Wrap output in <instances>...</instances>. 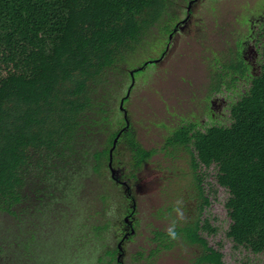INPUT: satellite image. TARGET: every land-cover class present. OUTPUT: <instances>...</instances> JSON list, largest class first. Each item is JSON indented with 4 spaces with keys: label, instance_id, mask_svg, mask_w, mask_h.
Masks as SVG:
<instances>
[{
    "label": "trees",
    "instance_id": "1",
    "mask_svg": "<svg viewBox=\"0 0 264 264\" xmlns=\"http://www.w3.org/2000/svg\"><path fill=\"white\" fill-rule=\"evenodd\" d=\"M175 1L0 0V212L14 223L13 228L5 224L3 233L0 227V264L15 263L13 229L20 249L26 250L28 233L35 242L46 240L50 228L75 215V202L87 206L82 219L94 218V203L84 205L77 194L106 181L115 126L123 122L121 110L109 112L110 98L124 94L110 86L113 71L123 75L145 31ZM229 117L228 125L195 129L185 124L172 130L173 146L185 152L180 158L189 170L187 192L179 187L174 196L184 192L183 202L193 211L175 230L200 248L195 264H223L222 253L201 235L215 232L208 219H201L209 198L201 190L198 169L211 165L216 183L228 192L227 237L264 256V61ZM120 139L139 150L131 132ZM143 153H138L141 158ZM110 187L99 184L92 196L103 201V211L110 205V191L116 192ZM91 221L92 238L81 236V245L93 240L97 251L105 248L110 220ZM23 257L17 254V260Z\"/></svg>",
    "mask_w": 264,
    "mask_h": 264
},
{
    "label": "flooded vegetation",
    "instance_id": "2",
    "mask_svg": "<svg viewBox=\"0 0 264 264\" xmlns=\"http://www.w3.org/2000/svg\"><path fill=\"white\" fill-rule=\"evenodd\" d=\"M203 1L204 0H185L184 6L182 5L183 7H181V9L183 8L182 13L173 12L174 14H169V8H167L165 14L158 20V22L151 25L150 29L145 31L146 34L142 36L144 39L143 47L146 45L150 46L149 53L146 54L139 64L131 67L125 66V71L123 72L125 77L117 73L118 79H123L122 82L117 85L123 87L124 94H122L121 90L118 100L114 96L110 98L113 102L110 111L119 110L120 112L121 110L122 113L120 116H123V122L121 121L122 123H118L115 126L117 132L109 149V157L105 168L106 183L104 181H102L103 183H99L102 188L106 184L109 189L111 188L110 186H112V188L116 190V192L110 191L114 195H111L112 201L110 200V205L107 206V209H105L106 213L101 218L103 220H110L108 236L113 234V246L108 245L109 241L102 240L105 248H99V252L96 251V254H93V257L89 260L90 262L95 260L98 264H126L125 261L127 259H133L132 261H135L137 260L136 257H143L142 247H138V249L136 248L133 253L130 252L129 248V245L135 242L136 236L143 234L138 231L141 223V218L139 217L141 214L140 205L142 201H148L149 198L142 199V194H139L138 192H144L147 193V195L150 194V197H155L160 193L163 196L165 194V198L177 199V195L174 197L173 194H176L175 191L177 188L183 187L184 185L179 183H183L189 179L186 175L189 171L187 170V161L184 164L186 170H184L182 166L183 172L179 174L174 171L176 167L175 164L170 165L166 162L167 160L165 163H151L152 157L156 154H162L164 159L177 158L181 160L180 153L185 155V152L182 151L178 153L175 150V146H173L175 139L172 137V130L178 125L185 124H194L195 129H203L206 120H212L215 116V110L220 111L218 109H227L228 107L230 110L233 103L239 98V95L248 89L251 79L260 72L261 65L264 61V5L253 7L252 1L247 2V4L242 7V10H240L237 15H234L232 22L230 19L228 20L231 22L229 26V28H231V39L229 41H224L226 45L224 48L221 49L220 47H216V49H214V46H211L210 44L214 43L213 39L219 37L221 32L213 37L212 41L211 38L208 40V35H210L213 30L207 32V28L204 27L205 25L202 22V17L199 16L198 12H195V7H197L199 3H203ZM211 10L213 11L214 8H211ZM168 15L170 20L167 22ZM164 18L166 20H164ZM213 21H215V19ZM151 32H153L152 35L155 37H153V39H146L147 33ZM187 36L189 39H193L192 42L201 43L202 50L195 52L194 55L198 65L201 64L204 68V77H200L202 74L200 71L196 72L198 77H186L184 75L177 77L179 80H181V78L187 79V83H185L187 85L199 83V78H204V82H201L202 80L200 81V85H202L204 89L200 91L198 96L197 93L193 94L194 98L191 99V101L195 102L197 110L191 112L189 115L178 113V119L175 121H171V119H160L151 122V125L153 126L155 125L157 127L165 128L166 133L158 145H156V143L147 145L148 141H143V137H140L135 130V123L139 124L140 121L136 122L131 118V112L128 109V105H130V96L133 95L134 88H137L138 83L140 84L141 82V86L150 92L147 94H151L155 98V101L164 103L166 98L165 94H162L160 100L157 99L154 93H156L155 91L160 92V88L157 87V89L153 91L154 93L151 92L148 83L136 79L135 74L146 71L151 65L154 66V72L159 65H162L173 56V52L176 50L175 48L178 46L179 41L182 37ZM189 39L185 46L189 45ZM202 39H205L207 42L205 41V43H202ZM217 41H222V36L218 38ZM139 46H141V43ZM139 46L138 49H140ZM217 46H220V44H217ZM155 51L156 53H154ZM136 53H138V50H136ZM175 62L178 63L179 61L177 60ZM180 63L183 64V62ZM172 67L171 75L175 71L174 65ZM153 78L155 79V77ZM118 79H113V84L110 86L116 84ZM181 83H183L182 80ZM218 83L220 86L217 85ZM138 91L141 95V91ZM221 93L224 94L221 96ZM134 96L137 97V94H134ZM145 97L146 96H144V98ZM144 98L141 97L140 101L143 102V100H145ZM198 119H201V122L198 121ZM142 124L143 122L140 123V126ZM143 129L147 130V126H144ZM126 132L134 134V137L138 141L139 150L137 152L131 150V145H128L126 141H121L120 138ZM142 150L144 151L143 156L145 155L143 158L138 154ZM147 153H151V155L148 156L146 155ZM135 156H137V158H135ZM109 160L111 161V169L113 170L110 169ZM177 175L179 178L182 176L183 179L180 181H178L179 179L176 180L175 177H177ZM174 178L176 182H174L173 185L176 183V188L173 187V185L172 187L170 186V183L174 181ZM99 184H97L98 187ZM184 190L187 192L185 186ZM151 192H156L157 194L154 195L151 194ZM182 194L183 193H181L179 197H181ZM101 201L102 200H100V202ZM102 202L100 204L101 208H103ZM187 204L188 203L186 202L177 205L172 200L164 206L161 205L154 207L150 212V217L153 221L146 224L149 234L145 237L147 244H153V246L150 248L149 254H147L145 259L151 260L152 264H154L153 260L160 256L161 250L174 247L178 239H170V241H168V236L166 235L167 228L172 223L171 220L174 219L172 213L175 212L176 207L181 208L185 217H190L193 214V211ZM101 210L103 211V209ZM97 212L99 211L95 212L94 217L97 215ZM162 219H164V221L167 220L166 226L162 224ZM177 226H179L178 223ZM15 227L18 228L16 222ZM39 230L40 228H38V231ZM158 232L164 233V235H162L163 237H158ZM27 235L28 237L24 240L29 244L34 243L35 240L33 239V234L28 233ZM16 240L17 238L13 242L15 252L14 264L21 262H23V264H36V260L42 256L43 252L38 250L32 254V252H28L27 249H20L21 246L18 245ZM30 240L31 242H29ZM183 241L191 248L194 246L195 255L188 264H195V261L198 259V254L200 253V248L197 245L191 244L189 240ZM22 252L24 253L23 259L20 258L17 260V254ZM27 253L34 255L33 263H31L32 259L27 257ZM80 259L81 255L75 250L74 262ZM47 263L50 264L49 261H47Z\"/></svg>",
    "mask_w": 264,
    "mask_h": 264
},
{
    "label": "rangeland",
    "instance_id": "3",
    "mask_svg": "<svg viewBox=\"0 0 264 264\" xmlns=\"http://www.w3.org/2000/svg\"><path fill=\"white\" fill-rule=\"evenodd\" d=\"M251 1L253 2V7H260L264 5V0H204L203 3H199V5L195 7V12H198L199 16L202 17V22L205 25L204 27L207 28L206 31L209 32L210 30H213L212 33L208 35V40L211 38L212 41L213 37L217 36L219 32H221L219 34V37H215L213 39L214 43L210 44L211 46H214V49H216V47H220L222 49L224 48V46H226L224 41H229L231 39V28H229V26L233 21L234 15H237L239 11L242 10V7L247 4V2ZM184 4L185 0H176L175 2L171 3L168 9L169 14H172L173 12L182 13L183 8L181 9V7H183ZM211 8H214V10L212 11ZM214 19L215 21H213ZM229 19L231 20V22L228 21ZM164 20L166 19L164 18ZM169 20L170 19L168 15L167 22ZM152 34L153 32L147 33L146 39H153V37L155 36ZM221 36L222 41H217ZM188 39V36L182 37V39L178 43V46L175 48L176 50L173 52V56L167 60L168 62L165 61L162 65H159L154 72V66L151 65L146 71L135 74L136 79H140L148 83L151 92L157 89V87L160 88V92H153L157 99L160 100V96H162V94H165L166 98L164 103L155 101V98L151 94L148 95L150 92H148V90L144 89V87L141 86L140 81V84L138 83L137 88H134L133 95L130 96V105H128V109L131 112V118L136 122L140 121L139 124L135 123V130L140 137H143V141H148L147 145H152L154 143L158 145L164 134L166 133L165 128L157 127L155 125L153 126L151 125V122L158 121L160 119H171V121H175L178 119V113L189 115L191 112H195L197 110L195 102L191 101V99L194 98L193 94L197 93L198 96L200 94V91L204 89L202 85H200V81L202 80L201 82H204V78H199V83H192L191 85H187L185 84L187 83V79L181 78L182 82L184 83L183 84L177 77H180L181 75H184L186 77H198L196 73L197 71H200L202 73L200 77H204V68L201 64L198 65V62H196V57L194 55L195 52L202 50L201 43H194L192 42L193 39H189V45L185 46ZM205 41V39H202V43H205ZM217 44H220V46H217ZM143 45L144 39L142 37L141 46H139L140 49H138V53L140 54L138 55L136 53L134 57L127 59L125 61L127 67L139 64L146 56V54L149 53L150 46L146 45L145 47H143ZM154 53H156V51ZM177 60L179 61L178 63L175 62ZM180 62H183V64H181ZM173 65L175 71L171 75V68L173 69ZM152 74L155 79L152 77ZM113 75V79H118L116 69L113 71ZM122 80V78H119L116 81V84H114V87H116V91L118 92V94H120L121 90L124 91L123 87L117 85L118 83H121ZM138 90L141 91V95L139 94ZM134 94H137V97L134 96ZM223 94L224 93H221V96ZM144 96L146 97L144 98ZM141 97L146 101L143 100V102H141ZM218 110L220 111L215 110V116L212 120H206L205 127L206 125H210L212 123L223 125H228L230 123L229 107L227 109L221 108ZM198 121L201 122V119H198ZM141 122H143V124L140 126ZM144 126H147V130L143 129ZM165 161L170 165L175 164L179 167L183 166L184 170H186V166L184 165L186 161L184 160H180L177 158L164 159L162 154H156L151 159V163H165ZM198 169L199 177H201L202 180L201 190L203 191V194L205 196H208L209 198V204L205 207L201 218L208 219L209 224L213 228H215L214 233L209 234L206 231H202L201 235L207 240L208 245L212 246L222 253L223 264H264V256L262 254H255L244 248L243 246H236L233 241L227 237L226 231L228 229L230 219L224 203L226 198L228 197V192L225 188L219 186L216 183L215 168L213 165L208 168L199 167ZM174 171L178 172L179 174L183 172V170ZM175 178L176 180L179 179L178 181L183 179L182 176L179 178L178 175ZM175 178L174 181L170 183L171 187L173 183L176 182ZM188 182L189 179L179 184H184V187ZM93 183H96V179H94ZM175 186H177L176 183L173 185V187ZM183 187H180L179 189L183 191ZM90 189L91 190H88L87 192L85 190L84 192L78 193L77 195L80 197V199L77 197L75 198L76 200L79 199L80 201H83L84 205H90L94 203V206L90 209L91 212L94 213L95 210H97L100 211V213H98L94 218L88 219V221L86 219H82L84 209L87 206H82L80 208V206L75 202L73 206L74 208H72V210H74L75 212V215H73L69 221H63L59 226H56V228H50V230H48V233L46 234V241L44 240L45 242H34L30 245V247H27V250L32 252V254H34L38 250L43 252L42 256L36 260V264H48L47 261H49L50 264H98L95 262V260H92V262L88 261L90 257H93V254H96L95 248H91L93 246V240L87 245H81V243L83 242V239L81 240V236L84 237V235L88 233V237L92 238V228L88 230V225L90 224V222H92L91 220L95 219L96 217L102 218L106 213V211H103V213H101L102 208L100 205V201L97 198H95V200L92 199L94 191L98 193L99 188L97 186H93ZM138 193L142 194V199L148 197L149 198L148 201H142L140 205L141 214L139 217L141 218V223L139 227L140 229H138V231L139 233L142 232L143 234L137 235L135 242L131 243L129 245V248L130 252L133 253L136 248L138 249V247H142L143 257H136L137 260L135 261H132L133 259H127L125 263L152 264L151 260L145 259L147 254H149L150 248L153 246V244H147V240L145 237L149 234L146 224H149L153 221V219L150 217V212L154 207L161 205L164 206L167 203H170L172 200L175 204H177V201H181L182 203H184V199L183 195L177 199H169L165 198V194L164 196L160 193L159 195H156V192H151V194L156 195L155 197H150V194L147 195V193H141L140 191ZM69 210H71V208ZM172 214L174 215V219H172L171 221L176 220L179 224L181 220L178 219L176 211ZM8 218L9 220H7ZM80 219H82V221ZM166 221L162 219V224L165 226L167 224ZM77 223H81L83 225H79V227H77ZM85 223L86 225L84 226ZM5 224H8L10 225V228H13V218L6 213L0 212V227H5ZM3 229L1 231L2 233L5 231V229ZM16 235L17 232L15 230L14 233L13 229L11 236L12 240L15 241V239L17 238ZM0 237L3 236L0 234ZM106 241H109V246H113V234L108 236ZM194 249V246H192L191 248L190 246H187L182 239H178L174 247L161 250L160 256L154 259L153 263L188 264L191 261L192 257H194L195 255ZM71 250H77V252L81 255V259L74 262V256L71 255ZM99 250L100 249L98 247L97 251L99 252ZM32 254L27 253V257L32 259L31 263L34 262V255Z\"/></svg>",
    "mask_w": 264,
    "mask_h": 264
},
{
    "label": "clouds",
    "instance_id": "4",
    "mask_svg": "<svg viewBox=\"0 0 264 264\" xmlns=\"http://www.w3.org/2000/svg\"><path fill=\"white\" fill-rule=\"evenodd\" d=\"M182 202L177 201V205H180ZM175 211L177 213L178 219L179 220H186L184 212L181 210L180 207H176ZM176 226H177V221L173 220L170 226L167 228V235L171 240H176L179 238V234L176 232Z\"/></svg>",
    "mask_w": 264,
    "mask_h": 264
},
{
    "label": "water",
    "instance_id": "5",
    "mask_svg": "<svg viewBox=\"0 0 264 264\" xmlns=\"http://www.w3.org/2000/svg\"><path fill=\"white\" fill-rule=\"evenodd\" d=\"M111 160V159H110ZM109 160V166H110V169H111V161ZM111 170H113V169H111Z\"/></svg>",
    "mask_w": 264,
    "mask_h": 264
}]
</instances>
